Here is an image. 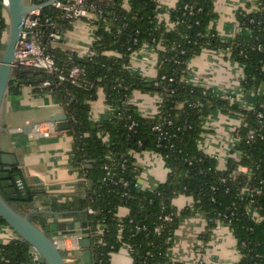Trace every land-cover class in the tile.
Masks as SVG:
<instances>
[{"label": "trees", "instance_id": "obj_1", "mask_svg": "<svg viewBox=\"0 0 264 264\" xmlns=\"http://www.w3.org/2000/svg\"><path fill=\"white\" fill-rule=\"evenodd\" d=\"M89 1L97 8L93 56L79 59L60 48L47 50L61 72L73 65L84 70L78 83L52 80L51 87L44 88V80L27 78L29 73L44 75L42 71L27 69L22 74L17 69L9 94L18 95L24 84L32 85L37 93H49L65 105L68 133L74 139L72 166L82 179L79 208L65 213L87 222L94 261L112 264V254L128 247L133 264H179L168 256L175 231L183 217L200 213L207 220L209 234L219 223L232 228L242 254L238 264H264V94L259 93L264 85V0L259 11L238 15L249 34L228 42L211 28L218 17L214 0H179L172 9L160 8L158 0H131L128 7L125 0ZM5 8L0 0V60L9 21ZM42 14L59 12L48 7ZM164 14L169 22L160 20ZM59 22L61 33L72 29V22ZM146 45L158 53L155 79L142 77L131 67L132 56ZM205 50L222 52L244 67L243 88L255 94L252 108L187 81L191 59ZM100 91L114 115L94 121L92 103ZM137 91L158 100L155 116L139 114L131 102ZM219 114L242 120L235 131L233 156L224 170L219 167L220 159L199 149L205 122ZM157 126L164 138L155 130ZM251 133L255 134L253 140ZM144 151L158 153L170 171L167 180L152 191L143 190L138 183L134 155ZM238 167L250 171L240 173ZM246 186L253 195L251 201V194L244 195ZM182 195L192 197L194 203L179 211L173 200ZM121 208L128 210L125 218L119 217ZM250 209L258 212L259 220L250 217ZM166 216L171 221H165ZM2 226L6 223L0 217ZM99 230H103L101 236ZM28 253L29 245L23 240L0 242V264H29Z\"/></svg>", "mask_w": 264, "mask_h": 264}, {"label": "crops", "instance_id": "obj_2", "mask_svg": "<svg viewBox=\"0 0 264 264\" xmlns=\"http://www.w3.org/2000/svg\"><path fill=\"white\" fill-rule=\"evenodd\" d=\"M33 1V0H28ZM179 0H158L160 8L172 9ZM261 0H214V10L218 15L212 23L219 37L231 41L239 35H248L249 31L239 22L240 12L254 13L260 10ZM160 20L169 22L167 14ZM72 29L66 31L62 42L54 48L73 52L79 59L88 57L96 38L95 26L86 21L71 23ZM173 24L169 23L172 28ZM158 53L149 46H144L131 58L132 70L147 79L157 76L156 65ZM187 81L196 87L211 90L221 98H232L233 102L243 108H252L255 94L246 93L242 81L244 67L218 51L205 50L191 59ZM30 80V79H29ZM259 93L264 94V86ZM131 102L138 107L139 114L153 117L157 114V100L154 96L134 92ZM63 111L57 100L49 93H37L32 85H23L18 95L7 94L0 130V154H10L12 161L17 160L26 168L21 177L29 192L39 196L32 204L11 202V205L29 214L38 224L55 223L57 216L67 211H77L82 195L79 171L72 166L74 139L68 131L57 130L49 138L31 135L32 125L51 121ZM114 109L106 104L105 96L99 92L98 99L92 103L91 118L102 121L113 117ZM242 125L237 117L217 115L205 122L204 133L199 142V149L210 156L219 155V167L226 169L228 160L233 156L236 144L235 131ZM135 164L139 171L138 183L143 190L152 191L163 184L169 175V168L164 159L153 151L136 153ZM16 173H21V168ZM193 198L182 195L173 200V206L179 211L192 207ZM128 215L126 208H121L119 217ZM76 221L85 222L83 218L72 215ZM207 220L197 213L183 217L175 231L173 246L168 252L170 260L179 264H238L242 254L232 228L217 224L209 234ZM15 238L8 226L0 227V242L8 243ZM60 250L74 247L71 239H57ZM112 264H133L128 247L121 248L111 256Z\"/></svg>", "mask_w": 264, "mask_h": 264}, {"label": "water", "instance_id": "obj_3", "mask_svg": "<svg viewBox=\"0 0 264 264\" xmlns=\"http://www.w3.org/2000/svg\"><path fill=\"white\" fill-rule=\"evenodd\" d=\"M59 0H48L44 4H32L28 0H7L5 8L8 15L7 41L4 42L0 60V130L3 129L1 116L10 82L15 74V58L21 42L23 18L28 13L51 7ZM49 50V48H48ZM27 69L20 73L27 74ZM45 75L27 74V78L35 81L44 80ZM52 122L57 123L59 131H69L70 122L67 115L55 116ZM33 127V126H32ZM10 154H0V217L5 221L15 238L23 240L29 245V264H65L62 252L56 245V239L73 238L76 235H89L87 222L73 220L71 214H60L55 223H36L29 214H23L15 209L11 202L32 204L39 196L32 192L25 195L19 193L15 187L16 177L23 176L25 167L17 160L12 161ZM21 168V173L18 172ZM28 189V187L26 186ZM92 242L86 237L80 241L82 264H96L91 251Z\"/></svg>", "mask_w": 264, "mask_h": 264}, {"label": "built area", "instance_id": "obj_4", "mask_svg": "<svg viewBox=\"0 0 264 264\" xmlns=\"http://www.w3.org/2000/svg\"><path fill=\"white\" fill-rule=\"evenodd\" d=\"M131 0H125V5L128 7ZM5 5L7 6V0H4ZM32 4H44L48 0H37V2L28 1ZM51 7L56 9L59 14L57 15H43L42 10H36L28 13L23 18V31L21 33V42L17 50L14 69H34L42 71L45 75L43 87H51L52 80H57L59 84L64 82H71L72 84H77L80 78L84 75V70L81 69L78 65H73L66 73L60 71L55 59L51 54L47 53L49 47H55L57 44L63 41L64 34L59 30V21H69L76 22L81 20H86L94 25L96 21V12L97 8L94 4L90 3L89 0H59L54 3ZM264 9V7H263ZM246 14H249L245 12ZM174 27V25L172 26ZM263 47H259V50H262ZM93 52L91 51L88 57H92ZM264 86V85H263ZM262 86V87H263ZM232 100V98H230ZM160 101V100H159ZM233 101V100H232ZM158 102V100H157ZM59 108L63 111V114L67 115L66 107L62 103H58ZM158 108V107H157ZM62 114V115H63ZM68 120L69 116L67 115ZM258 118L260 123L263 119V113H258ZM70 122V120H69ZM171 124V122H169ZM31 135L33 137L41 136L49 138L54 134L58 128L57 123L52 121H47L41 124L32 125ZM155 130L161 132V138L165 137V133L162 132L160 126L155 127ZM175 136V135H174ZM255 137L254 133H251L250 139L253 140ZM104 142H107V135L102 136ZM134 154V153H131ZM215 159L220 158L219 155H214ZM124 167V165H123ZM250 170L243 167H238V172L248 174ZM82 180V179H81ZM225 182V180H223ZM128 184L126 183L125 186ZM15 187L19 193L25 195L27 188L24 180L21 177L16 178ZM213 190H216L213 188ZM251 194L250 187L246 186L244 188V195ZM251 197V198H250ZM253 198V195H249V200ZM92 213V211H89ZM250 217L255 220H259L258 212L254 209L248 211ZM165 221H171V216H166ZM157 232L160 231V228H157ZM103 230H99L98 234L101 236ZM88 235L79 234L73 238H62L63 240L71 239L74 243L73 248L68 250H60L62 254H67L69 257H73L76 253L81 254L80 241ZM57 245V239H56ZM101 242V241H100ZM65 264H82V262L72 261L65 262Z\"/></svg>", "mask_w": 264, "mask_h": 264}, {"label": "rangeland", "instance_id": "obj_5", "mask_svg": "<svg viewBox=\"0 0 264 264\" xmlns=\"http://www.w3.org/2000/svg\"><path fill=\"white\" fill-rule=\"evenodd\" d=\"M7 34L8 33H6L5 36H4V40H6V41H7ZM80 256H81V254H79V253H76L73 257H69V256H67V254L63 255L65 262H69V263L72 262V261L80 262L81 261Z\"/></svg>", "mask_w": 264, "mask_h": 264}]
</instances>
